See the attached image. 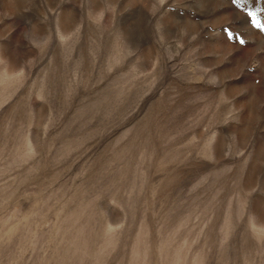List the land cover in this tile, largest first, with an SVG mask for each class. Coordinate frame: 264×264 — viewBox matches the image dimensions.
<instances>
[{"label":"rangeland","instance_id":"rangeland-1","mask_svg":"<svg viewBox=\"0 0 264 264\" xmlns=\"http://www.w3.org/2000/svg\"><path fill=\"white\" fill-rule=\"evenodd\" d=\"M258 7L0 0V264H264Z\"/></svg>","mask_w":264,"mask_h":264},{"label":"snow or ice","instance_id":"snow-or-ice-1","mask_svg":"<svg viewBox=\"0 0 264 264\" xmlns=\"http://www.w3.org/2000/svg\"><path fill=\"white\" fill-rule=\"evenodd\" d=\"M243 0H232V3L233 4H236V5H240L242 4ZM261 11H264V9H261V8H256L255 11H248V16L250 17L251 19V23L252 25H254L257 29H260L262 31H264V23L261 22V20L258 18L257 16V13L258 12H261ZM225 31L227 32V29H225ZM229 37L231 38V33H228ZM241 44L244 43L243 40H240L239 41Z\"/></svg>","mask_w":264,"mask_h":264}]
</instances>
